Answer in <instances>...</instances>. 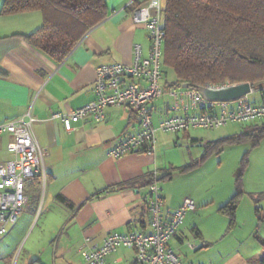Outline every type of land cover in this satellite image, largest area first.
Segmentation results:
<instances>
[{
    "label": "crops",
    "instance_id": "1",
    "mask_svg": "<svg viewBox=\"0 0 264 264\" xmlns=\"http://www.w3.org/2000/svg\"><path fill=\"white\" fill-rule=\"evenodd\" d=\"M3 2L0 0V12ZM106 4L108 18L90 30L61 63L33 48L24 38L43 25L42 13L0 15V124L31 113L38 120L34 126L36 138L48 150L47 182L45 186L38 179L27 183L29 204L18 225L0 242V264H15L22 234L35 225L38 235L26 250L22 264H87L81 254L86 238L102 243L112 233L151 232L147 200L149 175L154 170L160 173L167 218L187 199L195 204L196 209L187 213L184 225L170 242L181 261L262 264L264 189L249 187L245 178L249 165L236 227L231 230L228 217L219 210L236 194L235 185L218 188L219 181L175 185L181 168L199 161L210 145L236 135L219 137L214 135L217 130L159 134L155 155L134 153L114 159L109 153L118 142L139 130L132 109L108 108L103 122L90 117L76 124L73 132H67L60 120L53 119L54 114L69 115L94 101L98 67L130 64L136 44L142 45L145 53L150 49L148 31L132 19L134 11L147 6L149 0H106ZM166 78L165 73V95L151 105L155 123L174 114L172 91L180 93L177 101L183 110L191 104L188 90L174 87L176 83L167 84ZM252 94L254 98L249 95V100L263 105L264 83L258 84ZM215 112L219 113L220 108ZM254 127L264 129V121L241 134L254 131ZM10 141V136L0 137L2 164L13 159L7 149ZM59 196L72 207L60 203ZM108 261L136 264V252L122 249Z\"/></svg>",
    "mask_w": 264,
    "mask_h": 264
},
{
    "label": "built area",
    "instance_id": "2",
    "mask_svg": "<svg viewBox=\"0 0 264 264\" xmlns=\"http://www.w3.org/2000/svg\"><path fill=\"white\" fill-rule=\"evenodd\" d=\"M163 10V0H149L147 6L132 14L133 22L148 31V53H145L142 45L136 44L130 64L115 63L98 67L94 101L69 115L53 116V119L63 123L67 132H73L75 125L87 118L103 122L108 108L132 109L138 117L139 130L118 142L109 153L114 159L134 153L155 155L159 134L215 131L230 125L264 121V104H254L248 97L235 103H211L197 90H192L186 92L191 104L183 110L177 101L180 93L174 90L171 92L175 100L174 114L155 123L151 105L165 95L162 83L166 37ZM216 108H220L219 113L215 112ZM190 110L197 111V114L190 113ZM37 122L31 113H27L19 120L0 124V137H11L7 149L13 155L11 161L0 163V242L18 225L29 204L27 183L38 179L45 186L47 182L45 159L48 150L36 138L34 126ZM149 177L151 184L148 187L147 206L151 232L112 233L102 243L86 238L81 254L87 264H109V258L122 249L136 252V264H187L180 260L170 247V242L184 225L187 213L196 209L195 204L187 199L180 209L167 218L160 173L154 170Z\"/></svg>",
    "mask_w": 264,
    "mask_h": 264
},
{
    "label": "trees",
    "instance_id": "3",
    "mask_svg": "<svg viewBox=\"0 0 264 264\" xmlns=\"http://www.w3.org/2000/svg\"><path fill=\"white\" fill-rule=\"evenodd\" d=\"M163 6V66L174 72L175 85H187L192 91L245 83L255 89L264 83V0H163ZM32 12L42 13L43 25L24 38L57 63L109 16L106 0H4L0 15ZM254 128L210 145L199 161L180 171L199 168L226 145L252 141L258 146L264 140V129ZM247 167L245 157L236 174V194L219 210L228 217L230 230L236 227ZM58 201L72 207L61 196Z\"/></svg>",
    "mask_w": 264,
    "mask_h": 264
},
{
    "label": "rangeland",
    "instance_id": "4",
    "mask_svg": "<svg viewBox=\"0 0 264 264\" xmlns=\"http://www.w3.org/2000/svg\"><path fill=\"white\" fill-rule=\"evenodd\" d=\"M164 71V78L165 73L167 76L165 82H168L167 84L169 85H174L177 82L174 72L168 68L164 69ZM174 87H176V85H174ZM253 98V94H251L250 99ZM165 99L170 102V97L167 95L165 96ZM253 125L254 123L230 125L226 128L215 131L214 135L219 137H225V135L228 136L229 134L240 135L241 133L246 132L247 128H251ZM224 147L221 155H219L221 152L215 153L202 166L189 171L193 172L203 168L200 172L192 175L178 172L175 179V185L185 186L186 182H189L191 185H199L202 183L209 185L210 181H219V184L217 185L218 188H225L230 184L235 185L236 174L242 165V161L246 157L247 161L250 162L248 164L250 167H248L246 173L247 176L246 174L244 176H246L245 178L248 181L249 187L257 186L264 189V140H262L258 146H254L252 141H247L241 144L226 145ZM40 197L42 198V191ZM35 226L30 229L28 233L24 234V236L22 234L20 243L16 248L15 264H22L21 261L25 256L26 250L30 247L31 242H33V240L37 237L38 231L35 229Z\"/></svg>",
    "mask_w": 264,
    "mask_h": 264
},
{
    "label": "water",
    "instance_id": "5",
    "mask_svg": "<svg viewBox=\"0 0 264 264\" xmlns=\"http://www.w3.org/2000/svg\"><path fill=\"white\" fill-rule=\"evenodd\" d=\"M187 89L188 86H183ZM196 90L202 97L211 103H235L253 93L252 85L249 83L230 85L223 87H198Z\"/></svg>",
    "mask_w": 264,
    "mask_h": 264
}]
</instances>
